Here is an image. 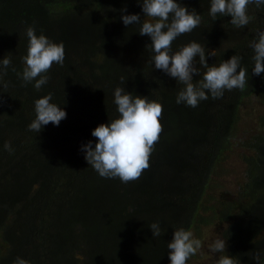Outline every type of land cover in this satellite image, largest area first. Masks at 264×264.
<instances>
[{
	"label": "trees",
	"instance_id": "16d2710c",
	"mask_svg": "<svg viewBox=\"0 0 264 264\" xmlns=\"http://www.w3.org/2000/svg\"><path fill=\"white\" fill-rule=\"evenodd\" d=\"M139 2L0 0V60L11 61L7 69L0 66V264H15L17 257L29 264H171L167 244L174 231L196 233L210 225L226 240L221 255L236 264H264V112L256 116L257 133L247 130L246 141L237 144L251 155L243 158L236 192L217 199L207 193L233 148L245 116L241 108L252 99L264 105V72L252 73L250 47L264 31V4H249L250 22L237 28L231 17L210 15L211 0H176L201 21L172 42V52L196 42L206 54L215 51L206 56L209 66L236 55L247 71L243 90H225L219 99L206 93L209 98L193 108L176 103L184 85L152 65L151 39L139 35L142 24H123L121 15L144 19ZM28 27L64 45L63 66L53 63L39 90L35 80L17 75L25 66ZM194 63L201 72L195 83L206 69L198 56ZM117 87L163 108L150 166L128 183L100 177L81 151L89 141L95 145L96 127L119 118ZM49 93L66 118L30 131L35 101ZM153 223L159 236L152 235Z\"/></svg>",
	"mask_w": 264,
	"mask_h": 264
},
{
	"label": "clouds",
	"instance_id": "9594fccd",
	"mask_svg": "<svg viewBox=\"0 0 264 264\" xmlns=\"http://www.w3.org/2000/svg\"><path fill=\"white\" fill-rule=\"evenodd\" d=\"M140 6L144 14L141 20L139 14L121 15L123 24L127 27L142 24L139 35L151 39L150 46L154 55L152 65L163 71L184 85L178 93L176 103H185L190 107H197L200 101L207 100L210 93L213 99L222 98L224 91L233 89L243 90L247 71L240 65L241 57L232 56L219 66L206 62V56L215 57V51L205 52V48L196 42L172 52V42L180 35L189 33L200 24L201 17L176 0H141ZM249 4L260 6L264 0H211L210 15L215 18L219 13L231 17L230 23L237 28L244 27L250 22L247 15ZM122 13L127 9H121ZM171 17V18H170ZM28 37L27 55L23 57L24 69L22 80L30 83L35 80L34 88L39 90L50 77L46 74L53 63L63 66L65 59L63 43H53L44 35H36L33 27L26 29ZM250 47L254 55L252 73L259 76L264 72V31L257 33ZM199 57L200 65L206 69L202 79L193 82L194 76H201L200 69L194 60ZM11 61L7 57L0 60V66L7 69ZM14 70V69H13ZM237 70L238 74H237ZM40 77L39 79H36ZM6 86V85H5ZM52 94L35 101L36 118L28 126L30 131L41 132L49 123L59 126L66 118V112L56 104L50 103ZM114 103L117 106L119 118L96 127L91 135L96 143L89 141L83 145L81 151L85 153V160L102 178H119L122 183L138 179L144 170L149 168V158L154 144L162 132L160 118L162 105L149 101L147 97L133 96L125 89L117 87L114 91ZM5 148H10L5 145ZM153 237L159 236L161 229L158 223L150 225ZM171 264H186L191 256L202 248V242L194 238L192 231L180 228L174 231L173 239L167 244ZM226 240L220 238L209 245L211 253H224ZM257 253L253 259L259 261ZM15 264H29L28 261L17 257ZM216 264H236L228 255H220Z\"/></svg>",
	"mask_w": 264,
	"mask_h": 264
},
{
	"label": "rangeland",
	"instance_id": "374dc122",
	"mask_svg": "<svg viewBox=\"0 0 264 264\" xmlns=\"http://www.w3.org/2000/svg\"><path fill=\"white\" fill-rule=\"evenodd\" d=\"M241 112L245 114L246 118L245 116L242 117L243 120L239 126V133L233 141V148L225 152V159L222 160L220 167L217 169V174L213 175L209 182L207 193L211 194L215 199L221 195L236 192V187L243 177L242 171L245 167L243 158L247 155H251L247 149L238 148L237 144L246 141L248 138V133H246L247 130L250 132L249 136L257 133L256 116L264 112V105H262L260 101L252 99L248 105L241 108ZM221 170L224 174L218 177ZM220 229L219 226L210 225L200 227L196 233L192 232L194 238L201 240L202 248L196 255L191 257L187 264H216V260L221 253H211L209 245L214 240L220 239Z\"/></svg>",
	"mask_w": 264,
	"mask_h": 264
}]
</instances>
